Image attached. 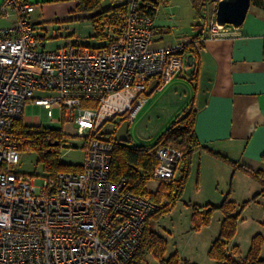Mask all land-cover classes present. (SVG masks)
Instances as JSON below:
<instances>
[{
    "label": "built area",
    "instance_id": "1",
    "mask_svg": "<svg viewBox=\"0 0 264 264\" xmlns=\"http://www.w3.org/2000/svg\"><path fill=\"white\" fill-rule=\"evenodd\" d=\"M35 7L30 0L0 5V18L12 22L0 27V264H131L158 207L147 194L126 192L124 178L109 180L115 130L134 123L151 81L159 90L173 78L192 80L203 41L227 28L211 16L207 38L154 47L147 0H126L104 27L105 46L67 40L47 50V35L29 18ZM26 105L51 120L57 110L56 123L71 128L64 134L83 140L81 171L48 175L37 187L17 171L20 152L31 151L27 135L13 131ZM108 124H115L109 132ZM183 155L158 148L152 180L173 181Z\"/></svg>",
    "mask_w": 264,
    "mask_h": 264
},
{
    "label": "crops",
    "instance_id": "2",
    "mask_svg": "<svg viewBox=\"0 0 264 264\" xmlns=\"http://www.w3.org/2000/svg\"><path fill=\"white\" fill-rule=\"evenodd\" d=\"M30 1L36 7L29 18L33 23L40 26L48 36V30L45 26L36 21L38 17L34 18L35 14L38 13V16L41 14L43 11L42 5L47 0ZM125 1L103 0L101 9L112 6L122 8ZM156 1L157 4L152 11L154 26L157 31L154 47L179 44L185 38H194L200 32L204 34L202 37H208V33L206 35L201 31V27L196 26V23L193 25L192 33L186 34L183 30L182 22L178 21L179 10L166 18L157 9L163 2L162 5L167 4V6L161 8L163 11L173 9V7L184 11L182 4L180 6L178 4L173 5L171 0L169 2L167 0ZM200 1L203 0H188L186 2V6L191 5L196 11L198 18L202 17L201 8L199 7ZM218 1L215 0L211 5L214 9H212L214 13L211 16L214 18L216 17ZM103 4L107 5L103 7ZM99 12L100 9L88 17H81V19L89 21V17ZM225 26L228 33L226 36L203 41L201 50L197 54V73L192 80L177 77L159 90L156 87L148 95L149 98H147V102L139 112L136 120L138 117L142 120L144 115L152 114L164 100H167L170 104L166 111V124H169L168 127L176 118L184 115L186 111L195 110L197 112L195 132L201 144V149L192 157V166L195 165L196 173L198 171L197 193L202 190V183H204L207 187L208 185L209 187L215 186L216 190L219 191L214 199L210 198L211 200H216L215 198L218 197L223 201L230 192L229 198L235 203L240 202V200H251L254 198H256L255 203L260 202L259 200L264 202V187L260 179L244 171L249 169L251 172H264V0H250L241 26L238 28H234L232 25ZM62 27L63 25L60 24L59 29ZM178 32L183 33L180 35L174 34ZM54 33H57L56 30H53ZM167 34H171V38H168ZM103 35V37H99L103 43L97 47L106 45L107 38L104 28ZM72 36L73 34L66 37L61 46H65L67 40L74 44L75 42L69 39ZM155 91L157 92L154 93ZM209 151L228 158L231 163L218 159ZM180 168L181 164L177 169L175 178L178 177ZM160 183H157L156 190ZM205 202L207 203L206 205L212 204L209 199ZM260 204L263 205L264 203L260 202ZM196 207L198 206L195 205ZM192 214L193 210L191 222ZM222 219L223 215L217 219L218 229L217 225L212 228V236L214 237L206 236V243H208L209 248L219 235ZM259 219L261 220L259 225L263 226L264 209L260 213ZM239 225L240 223L237 221L236 235L227 245V251L228 255L235 260L243 262L247 256L252 238L257 234L264 237V226L262 227V234H254L249 231V236L243 240L247 241V243L242 246L238 241ZM192 228L193 224L191 230ZM201 229H211V227H203ZM153 231L161 236L157 228H154ZM235 248L239 250L238 254L234 253ZM167 250L168 245L166 246V252ZM263 253L264 246L261 249L260 258H264ZM177 254L181 260L189 264H218L213 259H210L209 256L208 260L202 259V262H195L184 257L179 252ZM171 255L166 257V259Z\"/></svg>",
    "mask_w": 264,
    "mask_h": 264
},
{
    "label": "rangeland",
    "instance_id": "3",
    "mask_svg": "<svg viewBox=\"0 0 264 264\" xmlns=\"http://www.w3.org/2000/svg\"><path fill=\"white\" fill-rule=\"evenodd\" d=\"M3 0H0V5ZM198 1V0H197ZM215 0H203L200 1V13L202 17L198 18L196 11L191 7V5L186 6L188 0H171L173 5L182 4L184 11L173 7V9H166L163 11L161 8L167 6V4L162 5L163 2L158 6V11L162 16L168 18L170 14H175L179 10L178 21L182 22L183 30L185 33H192L193 25L199 20L201 31L206 35L208 33L209 24L207 23L209 17L213 15L214 11L211 7L212 3ZM169 2V0H167ZM205 3V4H204ZM78 4V1H77ZM76 0H47L43 3V11L38 16V13L34 15L36 21L43 24L48 30V40L46 42V49H55L61 46L65 38L69 35H72L69 39L73 42L88 47H97L100 46L103 42L102 39H98L94 34L92 29L91 21L86 19H81V17H88L92 15L95 11L92 12H80L77 10ZM204 4V5H203ZM107 4H103L105 7ZM177 5V6H178ZM167 8V7H166ZM98 11V10H97ZM196 14V15H195ZM206 16V18H205ZM208 18V19H207ZM78 19V20H76ZM62 24L63 27L59 29V25ZM12 25V22L9 20H3L0 18V27H7ZM59 29V30H58ZM179 29V28H177ZM53 30H56V34H53ZM183 32L174 33L175 35H180ZM53 34V35H52ZM57 36V37H56ZM168 38H171V34L166 35ZM155 91L154 93H156ZM40 97H50L51 94L48 93H38ZM147 98H149L147 96ZM170 104L167 100H164L161 105L152 113L144 115L142 120L138 117L136 121L129 127L128 135L132 144H151L157 141L160 135L166 130L169 124H166V111L169 108ZM142 115V114H141ZM58 118V111H53L52 120L48 117L47 111L35 105H26L22 113V123L27 125V128L33 127L32 125L35 122H39L40 127L44 129H53V130H71L68 125H61L56 123ZM112 125L108 124L104 126V131L109 132L112 128ZM55 152L59 157V161L65 165L77 166L82 165L84 162V149H83V140L75 136L65 137L64 141L61 143L60 147L55 148ZM193 161V159H192ZM190 174L187 179L184 192L181 198L175 203L174 207L171 208L170 214L161 217L159 220H149V226L153 230L157 228L158 233L166 240L168 245V250L165 254V258L169 255L177 254L178 252L184 257L191 259L192 261L198 262L202 259L208 260L207 250L208 243H206V236L211 237L213 235V227L217 225V219L222 217V213L219 210L212 212L209 225L204 228L211 229H199L197 231L191 230V213L192 210L197 205V208H202V212H205L208 208L206 206H219L221 204L220 198H215L218 195L219 191L216 190L215 186L208 187L202 183V190L197 193L198 185V171L196 173L195 165L192 166ZM17 171L23 176H29L35 179L34 185L40 186L42 181L50 175L44 169V165L39 162L38 154L36 151H21L17 160H16ZM157 183L159 181H150L147 184V190L154 192L157 188ZM198 194V195H197ZM230 196V192L228 194ZM209 197V198H208ZM212 203L206 205L205 201ZM256 198L251 200H240L236 204V213H239L238 221L239 232H238V241L242 246H245L247 241H243L249 236L250 233H261L262 227L259 223L260 213L264 209V204L261 205L260 202L264 203L262 200L255 203ZM231 200V198H230ZM252 202V203H251ZM251 203V204H250ZM216 204V205H215ZM250 204V205H249ZM249 205V206H248ZM203 228V227H202ZM218 229V225H217ZM204 230V231H202ZM254 231V232H253ZM214 237V236H212ZM177 251V252H176ZM264 254V253H263ZM178 255V254H177ZM262 258V257H261ZM264 259V258H262ZM144 264H157V262L149 255L145 259Z\"/></svg>",
    "mask_w": 264,
    "mask_h": 264
},
{
    "label": "trees",
    "instance_id": "4",
    "mask_svg": "<svg viewBox=\"0 0 264 264\" xmlns=\"http://www.w3.org/2000/svg\"><path fill=\"white\" fill-rule=\"evenodd\" d=\"M102 2L103 0H78L77 5V10L80 12H92L100 9L99 13L88 18L92 23L94 35L98 39L104 36L103 28L110 26L111 21L109 18L121 11V7L117 6L101 9ZM156 4V0H147L148 10L151 14ZM203 35L200 32L194 38H201ZM196 60L198 68L197 56ZM196 73L197 69L194 75ZM196 116L197 112L195 110L186 111L184 115L176 118L153 144H132L130 138L126 143H115L109 169V180L117 183L124 178L126 181L124 190L126 192L134 195L147 194L158 207L157 212L147 221L141 245L131 264H144L147 255H151L158 264H189L181 260L177 254L171 255L167 259L164 257L167 243L151 229L149 220H159L161 217L168 215L184 192L190 174L192 157L201 149V144L195 132ZM13 131L27 135L31 150L37 152L39 162L44 165L45 171L51 176L59 172H79L82 170L81 165H65L59 161L55 148L60 147L65 137H67L61 129H42L35 126L27 128L22 123V119H19L14 122ZM161 146L179 150L184 155L178 177L171 182H161L156 192L151 193L147 190V184L152 180L153 171L158 164L156 151ZM209 152L218 159L231 163L228 158L211 151ZM244 171L255 178H259L264 187V172H251L249 169ZM205 208L208 209L203 213H201L202 208L196 207L193 209L192 224L195 231L209 225L213 211L219 210L223 215L219 235L212 242L208 251L210 259H213L218 264H264V259L260 258V252L264 246V237L260 234L252 238L250 248L243 262H238L228 255L227 245L236 235L239 218V213H236V204L230 200L229 195L224 198L219 206H206ZM238 252L239 250L235 248L234 253L238 254Z\"/></svg>",
    "mask_w": 264,
    "mask_h": 264
},
{
    "label": "water",
    "instance_id": "5",
    "mask_svg": "<svg viewBox=\"0 0 264 264\" xmlns=\"http://www.w3.org/2000/svg\"><path fill=\"white\" fill-rule=\"evenodd\" d=\"M250 0H219L216 9V24L220 26L232 25L238 28L243 23ZM200 21L196 26H200ZM158 81L153 80L146 90V95H150L157 87ZM129 124L123 121L116 129L113 137L116 142L126 143L129 140Z\"/></svg>",
    "mask_w": 264,
    "mask_h": 264
}]
</instances>
